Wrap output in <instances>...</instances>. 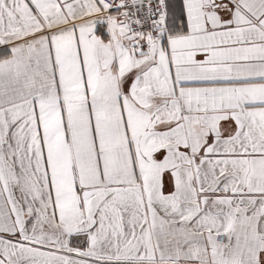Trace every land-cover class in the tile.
<instances>
[{
  "label": "snow or ice",
  "instance_id": "1",
  "mask_svg": "<svg viewBox=\"0 0 264 264\" xmlns=\"http://www.w3.org/2000/svg\"><path fill=\"white\" fill-rule=\"evenodd\" d=\"M0 264H264V0H0Z\"/></svg>",
  "mask_w": 264,
  "mask_h": 264
}]
</instances>
